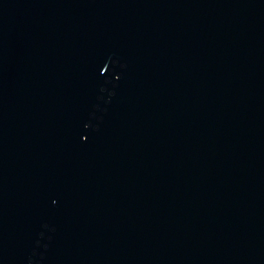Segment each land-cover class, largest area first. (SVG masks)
Returning <instances> with one entry per match:
<instances>
[{"label":"water","instance_id":"water-1","mask_svg":"<svg viewBox=\"0 0 264 264\" xmlns=\"http://www.w3.org/2000/svg\"><path fill=\"white\" fill-rule=\"evenodd\" d=\"M0 264H264V0H0Z\"/></svg>","mask_w":264,"mask_h":264}]
</instances>
